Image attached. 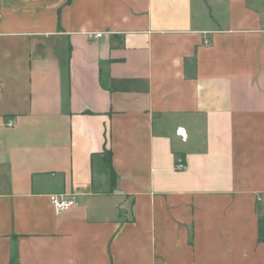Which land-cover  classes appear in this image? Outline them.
Segmentation results:
<instances>
[{"label":"crops","instance_id":"obj_1","mask_svg":"<svg viewBox=\"0 0 264 264\" xmlns=\"http://www.w3.org/2000/svg\"><path fill=\"white\" fill-rule=\"evenodd\" d=\"M0 13V264H264V0Z\"/></svg>","mask_w":264,"mask_h":264},{"label":"built area","instance_id":"obj_2","mask_svg":"<svg viewBox=\"0 0 264 264\" xmlns=\"http://www.w3.org/2000/svg\"><path fill=\"white\" fill-rule=\"evenodd\" d=\"M1 18V13H0ZM103 33H89L88 37L91 40H98L103 37ZM2 85L0 83V89ZM186 168L184 163H179L177 169L184 170ZM51 204L54 209L60 213L72 209L75 206L74 198L69 197L67 194H55L51 196Z\"/></svg>","mask_w":264,"mask_h":264},{"label":"trees","instance_id":"obj_3","mask_svg":"<svg viewBox=\"0 0 264 264\" xmlns=\"http://www.w3.org/2000/svg\"><path fill=\"white\" fill-rule=\"evenodd\" d=\"M108 165L111 168V158L108 161ZM260 238L264 240V226L261 225V229H260Z\"/></svg>","mask_w":264,"mask_h":264}]
</instances>
